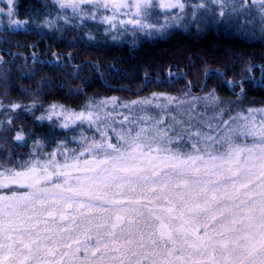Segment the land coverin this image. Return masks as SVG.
Listing matches in <instances>:
<instances>
[{
    "label": "snow or ice",
    "instance_id": "obj_1",
    "mask_svg": "<svg viewBox=\"0 0 264 264\" xmlns=\"http://www.w3.org/2000/svg\"><path fill=\"white\" fill-rule=\"evenodd\" d=\"M53 3L81 22L108 25L106 31L131 26L147 34L208 11L204 0ZM211 3L219 5L218 21L243 18L245 31L258 18L264 37V0ZM6 5L0 14L9 26L27 24L15 18V0ZM157 10L163 24L152 22ZM196 100L216 105L217 113L203 119ZM137 106L143 114L134 113ZM233 111L220 106L215 90L192 100L153 94L123 105L113 97L79 111L51 105L37 119L65 130L63 139L51 151L37 139L25 159L5 153L7 163L0 161V264H264V107ZM14 140L26 143L22 131Z\"/></svg>",
    "mask_w": 264,
    "mask_h": 264
},
{
    "label": "trees",
    "instance_id": "obj_2",
    "mask_svg": "<svg viewBox=\"0 0 264 264\" xmlns=\"http://www.w3.org/2000/svg\"><path fill=\"white\" fill-rule=\"evenodd\" d=\"M15 5L16 18L27 24L18 30L0 26V161L7 163L5 153L25 159L37 139L44 151L63 139L65 130L37 119L53 104L79 111L113 97L118 104L153 94L192 99L215 90L221 107H264V37L256 19L245 31L239 27L243 18L225 23L212 12L204 20L197 15V26L173 28L162 37L114 39L90 19L44 26L59 16L52 0H16ZM12 104L21 108L13 110ZM196 105L195 112L206 117L218 111ZM21 131L23 146L14 140ZM69 147L75 144L70 141Z\"/></svg>",
    "mask_w": 264,
    "mask_h": 264
},
{
    "label": "rangeland",
    "instance_id": "obj_3",
    "mask_svg": "<svg viewBox=\"0 0 264 264\" xmlns=\"http://www.w3.org/2000/svg\"><path fill=\"white\" fill-rule=\"evenodd\" d=\"M53 1V0H52ZM201 2V0H189V3L190 4H198V3H200ZM204 3H205V5H206V8L208 9V11H206L205 9H198L197 10V15H200L199 16V20L201 19V20H204V19H206V18H208L207 16H209L210 14L209 13H214V11L215 12H218V9H219V5H215V4H212L211 3V0H204ZM15 4H16V0H15ZM55 4V3H54ZM56 5V4H55ZM0 7H4L5 8V11H7V5H6V0H0ZM57 13H58V15L59 16H62V15H67L68 17H69V19H68V22H71V20H73V19H76L74 22H76V21H78L79 23L81 22V20L79 19V18H76V17H74L73 16V14L71 13V11L70 10H61L58 6H57ZM172 11H176V10H172ZM192 11V8L191 7H188V8H186L185 9V12H188V13H190ZM106 14H111L110 12L109 13H106ZM157 14H158V16H159V19L157 20L156 19V17L154 16L153 18H152V22H156V23H158V24H163V22H164V20H163V16H164V14L162 13V12H159V10H157ZM97 15L99 16V13H97ZM252 15L253 16H258V13H256L255 12V9H253V13H252ZM15 18H16V16H15ZM250 19V18H249ZM7 20H8V18L6 17V16H4V15H2V14H0V26H9L8 25V23H7ZM87 20L88 19H85L83 22L84 23H88L87 22ZM257 21H259V19L257 18L256 19ZM54 21H62V23L63 22H65V20L64 19H54ZM91 21H94V22H97L98 24H101V23H99L98 21H96V20H91ZM67 22V23H68ZM74 22H71V23H74ZM66 23V22H65ZM196 24V25H195ZM197 21L196 20H192L191 19V17L190 16H186L185 17V19H184V21H182L181 23H180V25H178V26H173V27H169V28H167V29H165L163 32H155V31H153L151 34H147L146 32H142V31H138V30H133L132 28H131V26H127V31H125V29L123 28V27H117L115 30H112V31H106V32H108L109 34H111V36H112V38L113 37H115L116 38V36H118V37H126V38H128V39H138L139 37H143V38H148V37H162V36H164L166 33H168L171 29H173V28H189L190 26H197ZM101 25H103L104 27H105V29H108L109 28V26L108 25H106V24H101ZM10 27H14V26H10ZM15 28V27H14ZM22 28V27H21ZM205 84H206V81L204 82V86H205ZM163 96H165V95H163ZM205 96H207V95H204V96H202V97H205ZM184 99V98H183ZM104 100H106V99H104ZM108 100H110V99H108ZM188 100H192V99H188ZM221 101V100H220ZM161 102H163V101H161ZM198 102H202V103H205L203 100H196V101H194V103L196 104V103H198ZM222 102V101H221ZM91 103H93V102H91ZM95 103H99V102H95ZM95 103H93V104H95ZM120 105H123V104H125V103H119ZM130 104V103H129ZM57 105V104H56ZM51 106V105H50ZM50 106L49 107H47V108H45V110H43V114H46L47 113V110L50 108ZM61 106V105H60ZM187 105H185V107H186ZM208 106H211V107H214V106H216V105H208ZM227 106V105H226ZM64 107V106H63ZM174 107V106H173ZM188 107V106H187ZM225 107V106H224ZM229 107L231 108H234V111H240V108H238L239 106L237 105V104H234V107L233 106H230L229 105ZM66 108V107H65ZM144 108L146 109V110H152V111H154V114H152V115H156V114H158L159 113V109H157V108H155L154 107V105H146V106H144ZM261 108V107H260ZM214 109V108H213ZM246 109V108H245ZM109 111H112V108L111 107H109V109H108ZM117 111H119V112H127L128 110L127 109H124L123 107H120V108H118L117 109ZM133 111H134V113H136V114H143V112H141L140 111V107L139 106H137L136 108H134L133 109ZM156 111V112H155ZM147 112H149V111H147ZM225 114H227V112H225ZM235 114V113H234ZM233 114V115H234ZM214 116V115H213ZM213 116H211V117H213ZM207 117H209V115L207 116ZM207 117L206 116H204L203 117V119H205V120H207ZM210 118V117H209ZM227 118V117H226ZM117 119H119V117H117ZM193 123H195V121H193ZM85 130L86 131H88V133H90V134H92L91 133V131L90 130H87V128H86V126H85ZM87 134V133H86ZM89 134V135H90ZM76 146V145H75Z\"/></svg>",
    "mask_w": 264,
    "mask_h": 264
}]
</instances>
